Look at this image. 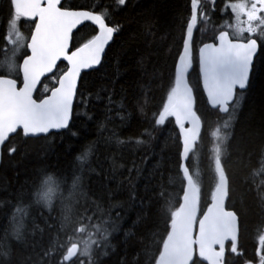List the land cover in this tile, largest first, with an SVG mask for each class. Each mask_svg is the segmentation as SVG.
Returning <instances> with one entry per match:
<instances>
[{
	"label": "snow or ice",
	"instance_id": "6c2138e0",
	"mask_svg": "<svg viewBox=\"0 0 264 264\" xmlns=\"http://www.w3.org/2000/svg\"><path fill=\"white\" fill-rule=\"evenodd\" d=\"M128 2L118 0V5ZM0 12L7 15L6 44L17 52L24 50L20 61L13 59L9 63L7 74L0 72V145L10 137H19L22 143L36 138L51 140L65 130L78 136L72 124L78 118V110L85 105L86 98L79 91L83 76L101 69L111 52L109 45L122 26L110 21L109 15L103 12L97 14L92 9L70 6L67 0H0ZM216 12L223 17L219 24L214 19ZM22 21L32 22L27 36L21 32ZM88 25H94L98 34L83 44H74L79 34L77 29ZM153 26L152 21L144 22L146 35L152 33ZM209 29L210 34L205 37ZM180 48L159 107L149 108L153 99L151 81L141 86L131 108L126 93L114 99V90L103 88L100 91L107 92L106 97L95 95L96 100L106 101V113L112 112L113 105L120 109L117 115L121 121L127 122L132 117V109L145 117L148 127L135 138V145L151 144L154 133L166 131L169 123L176 125L180 148L176 169L182 175L180 190L169 191L175 176L165 183L161 169L160 179L155 185H149L152 195L139 198L135 179L140 177L142 169L133 162L127 170V181L117 178V188L108 190L107 202L98 198L93 201L92 211L87 207L76 210L84 196L86 170L99 175L89 164L97 145V141H90L74 157L68 174L57 173L65 184L70 180L71 186L64 189L68 193L66 198L60 193L62 211L58 223L49 224L51 232L46 241L45 229L36 226L33 220L30 230L17 215L21 213L19 205L30 202L32 191L24 187L18 190L17 203L13 205L17 214L11 220V236L16 246L0 243V248L6 249L0 252V264H102V258L111 254L109 249L112 253L117 250L113 243L117 235H123L125 245L142 243L135 229L147 224L154 201L157 219L155 228L149 229L152 239L149 264H264V234L258 236L257 247L249 255L243 243L246 229L242 214L235 206L229 207L234 193L228 168L233 152L239 159L245 154H255L260 166L254 175H264V127L248 131L246 137L243 130L238 131L246 90L257 71H264V0H190ZM194 65L198 67L206 104L217 114V126L212 133L214 190L210 192V205L203 211L201 187L187 163L190 154L203 142L202 133L208 123L197 107L196 87L190 82ZM156 76L153 72V79ZM45 77L56 86L49 88L47 82L42 83ZM83 115L88 121L93 120L86 111ZM107 119L112 117L108 115ZM97 128L98 135L103 133L106 123L98 122ZM104 139L109 143L115 139L116 145L133 143L132 138L121 139L115 131ZM11 151L15 153L17 149L13 147ZM123 167L113 157V175ZM155 175V171L150 174L152 178ZM125 183L129 189L128 200L114 199ZM59 188L53 177L47 176L37 193V202L43 203L50 214ZM137 201L141 211L129 228L124 223V212ZM261 202L264 204V194ZM161 223L163 228L157 232ZM36 232L40 233V241L35 239ZM3 239H8L7 229ZM37 247L40 251L33 255ZM18 248L33 252L20 257ZM119 264H128L126 257ZM133 264H137L135 259Z\"/></svg>",
	"mask_w": 264,
	"mask_h": 264
},
{
	"label": "trees",
	"instance_id": "16d2710c",
	"mask_svg": "<svg viewBox=\"0 0 264 264\" xmlns=\"http://www.w3.org/2000/svg\"><path fill=\"white\" fill-rule=\"evenodd\" d=\"M219 2V0H218ZM67 4L87 10L92 9L97 14L103 12L109 15L110 21L114 20L122 26V30L117 33L113 42L109 46L111 52L107 61L100 70H93L83 76L82 86L79 91L85 96V105L80 108L76 119L72 124L74 131L79 132L78 136L70 135L66 130L63 134H57L51 140L36 138L28 139L22 143L21 138H11L3 149V163L0 169V243L16 246L15 239L11 236L12 215L17 214L13 206L17 203L16 194L21 187L26 191L31 189L30 202L21 204V216L26 222V227L30 230L35 225L45 229L44 240L48 239L51 232L49 224L59 221V214L62 211L60 193H64L66 198L68 193L65 187L70 188L71 181L65 182L57 173H69L70 165L74 157L79 155L83 146L90 141H97L94 155L89 157V164L96 169L99 175L86 170L83 192L76 210L85 207L90 211L94 209L93 201L98 198L107 202V192L109 189L117 188V178L127 181V170L135 162L136 166L142 169V174L135 179L136 192L139 198H148L152 195L149 185H155L160 179L158 174L163 170L164 182L169 177L175 176V183L169 185V191H179L182 175L177 174V159L180 151L178 144V128L174 123L167 125V130L154 133L155 139L151 144L135 145L134 140L140 137L141 132L148 127L145 117L132 109L133 115L127 121H121L117 112L121 111L113 105L111 113H106L104 99L96 100L95 95L99 93L102 97L108 95L101 92L103 88L114 90V99H119L122 93L128 97V105L131 108L133 101L140 95L141 86L146 82H152L149 108H157L161 104L165 94V88L169 84L173 68L176 63L177 53L181 51L180 43L184 21L190 11V0H129L124 6L118 5V0H67ZM217 24L223 19L219 12L213 14ZM152 21L153 28L150 35L144 32V22ZM7 15L0 12V67L5 59V31ZM30 22H22V30L26 35L30 33ZM82 29V30H81ZM79 29V33L74 44L87 42L97 30L91 25ZM210 29L205 32V37L210 34ZM142 62V63H141ZM259 68V66H258ZM1 72V71H0ZM157 73L155 79L152 73ZM190 82L196 87L197 107L208 121L205 131L202 133L203 142L199 148L190 155L188 165L191 174L198 181L201 187V211L210 205V192L214 190L215 170L212 163V148L214 139L212 133L217 124L215 123L217 114L206 104L205 95L201 91V83L198 67L194 65L190 75ZM49 88L55 87L52 80L45 79ZM40 94L46 95L39 89ZM93 116L92 121H88L84 112ZM110 115L112 119H107ZM104 121L106 131L99 133L97 123ZM264 127V71H257L249 89H247L242 109L239 116L238 131L243 130L246 137L247 132L258 130ZM115 131L121 139L132 138L133 143L116 145L115 139L110 143L104 137ZM15 147L17 151L13 153L11 149ZM251 147V146H249ZM113 157L117 164L124 167L118 169L113 175L111 169ZM232 161L229 164V172L232 174V191L234 193L231 206H235L242 214V221L246 229L244 234V246L251 255L257 247L258 236L264 234V204L261 202V195L264 194V175L255 174L259 168V157L253 154H245L242 159L232 153ZM156 172L154 178L150 176ZM52 176L60 185L59 190L53 197L54 210L50 214L43 203L37 202V193L44 178ZM107 185V187H105ZM128 187L125 183L116 192L114 199L128 200ZM26 200L29 198L26 196ZM139 201L132 204L125 212V225L129 228L133 226L138 214H140ZM93 216V219H96ZM155 201L153 202L152 216L146 225L138 226L135 230L139 233L142 243L133 242L125 245L123 235H117L113 243L117 245V250L107 257L102 258V264H119L123 257H126L128 264H149V252L152 251V239L149 229L155 228ZM163 228L160 224L156 231ZM5 229L8 230V239L4 240ZM36 241H40V233L36 232ZM158 239V237H157ZM6 249L0 248V252ZM37 247L35 252L28 249L27 252H39ZM18 255L23 257L27 254L22 249H17Z\"/></svg>",
	"mask_w": 264,
	"mask_h": 264
},
{
	"label": "rangeland",
	"instance_id": "374dc122",
	"mask_svg": "<svg viewBox=\"0 0 264 264\" xmlns=\"http://www.w3.org/2000/svg\"><path fill=\"white\" fill-rule=\"evenodd\" d=\"M232 23H234V21H232ZM23 33V32H22ZM25 36H27L25 33H23ZM5 50H6V53L7 55L5 54V59H4V63H3V66L0 67V71L7 74L8 72V65L9 63L15 59L17 61H20L21 60V57L23 56V49L19 50V52H17L15 50V48L10 45V44H6L5 45ZM5 52V51H4ZM14 53H15V56H14Z\"/></svg>",
	"mask_w": 264,
	"mask_h": 264
},
{
	"label": "water",
	"instance_id": "95a60500",
	"mask_svg": "<svg viewBox=\"0 0 264 264\" xmlns=\"http://www.w3.org/2000/svg\"><path fill=\"white\" fill-rule=\"evenodd\" d=\"M92 26L95 28L94 25H92ZM82 27H83V26H81V28H82ZM95 29H96V28H95ZM78 30H79V29H77V31H78ZM96 30H97V29H96ZM97 34H98V30H97ZM114 37H115V36H114ZM113 39H114V38H113ZM110 45H111V44H110ZM110 45H109V46H110ZM61 63H65V62H61ZM191 71H192V69L190 70V73H191ZM189 75H190V74H189ZM45 79H47V77L43 78L42 83H43V81H44ZM201 86H202V85H201ZM38 91H39V89H38ZM246 91H247V90H246ZM212 110H213V109H212ZM10 138H12V137H10ZM10 138H9V139H10ZM8 141H9V140H8ZM8 141H6L4 145H0V159H2L3 148H4V146L7 144ZM190 155H191V154H190ZM188 162H189V161H188ZM188 162H187V163H188ZM1 165H2V164H0V169H1Z\"/></svg>",
	"mask_w": 264,
	"mask_h": 264
},
{
	"label": "flooded vegetation",
	"instance_id": "af4514ba",
	"mask_svg": "<svg viewBox=\"0 0 264 264\" xmlns=\"http://www.w3.org/2000/svg\"><path fill=\"white\" fill-rule=\"evenodd\" d=\"M22 22H24V21H22ZM22 22H21V24H22ZM30 23H32V22H30ZM30 25H31V24H30ZM91 26H92V25H91ZM83 27H84V26H83ZM92 27H93V26H92ZM21 32L24 33V31L22 30V28H21ZM96 34H97V32H96ZM4 51H5V53H6V50H5V49H4ZM6 55H7V53H6ZM10 139H11V138H10ZM10 139H9V140H10ZM8 142H9V141H8ZM8 142H7V143H8ZM4 147H5V146H4ZM3 149H4V148H3ZM2 160H3V154H2Z\"/></svg>",
	"mask_w": 264,
	"mask_h": 264
}]
</instances>
